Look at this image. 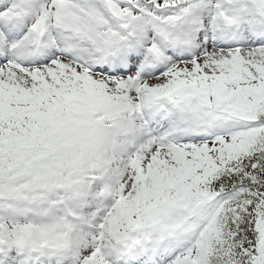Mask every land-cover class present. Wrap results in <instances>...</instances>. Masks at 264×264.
Instances as JSON below:
<instances>
[{"label": "snow or ice", "instance_id": "1", "mask_svg": "<svg viewBox=\"0 0 264 264\" xmlns=\"http://www.w3.org/2000/svg\"><path fill=\"white\" fill-rule=\"evenodd\" d=\"M0 264H264V0H0Z\"/></svg>", "mask_w": 264, "mask_h": 264}]
</instances>
